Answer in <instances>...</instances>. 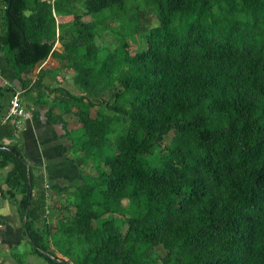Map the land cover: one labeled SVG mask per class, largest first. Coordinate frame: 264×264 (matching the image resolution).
<instances>
[{
	"label": "trees",
	"instance_id": "16d2710c",
	"mask_svg": "<svg viewBox=\"0 0 264 264\" xmlns=\"http://www.w3.org/2000/svg\"><path fill=\"white\" fill-rule=\"evenodd\" d=\"M148 3L151 13L129 0H0L4 63L21 97L58 93L45 118L61 125L78 168L34 195L21 147L0 143V167L9 164L0 194H22L23 234L49 264H264V0ZM108 19L118 25L112 50L96 39ZM50 57L55 67L44 65ZM65 63L78 94L43 83ZM36 66L33 81L23 77ZM27 97L46 103L40 91ZM66 113L78 127L67 128ZM50 190L74 208L52 241Z\"/></svg>",
	"mask_w": 264,
	"mask_h": 264
},
{
	"label": "crops",
	"instance_id": "0c3cea01",
	"mask_svg": "<svg viewBox=\"0 0 264 264\" xmlns=\"http://www.w3.org/2000/svg\"><path fill=\"white\" fill-rule=\"evenodd\" d=\"M2 58L0 56V80H10L9 82L13 84L14 88H21V82L14 77L13 71L5 65L4 58ZM52 62L56 61L50 57L45 61L44 65L55 67L58 64L56 62L55 66H51L50 63ZM36 69L37 66L30 73H24L23 77L29 78V75L33 72L36 74ZM21 101L24 105L23 97H21ZM39 104L36 103L30 107L28 106V115L21 129L10 131L9 127L5 126L6 123L3 132L0 134V143H16L21 147L23 157L30 165L35 179L33 187L34 195L37 190L42 189L46 184L49 185L48 183L50 182L62 185L67 180L71 181L75 179L78 174V168L68 159L72 156L69 153L71 143L65 141L59 135L62 133V129H60L61 125L48 122L45 114L49 106L45 107ZM54 113H60L59 108H55ZM71 116V113L63 115L68 129L79 126V124L76 126L70 124ZM8 169L9 164L0 167V186L5 191L7 189L5 175ZM21 196L22 194L19 192L16 193L15 198L9 197L8 194L6 196L0 194V264H49L43 255L31 250L29 242L25 239L20 221L21 213L17 205V201ZM54 209L48 208V216L52 215V210Z\"/></svg>",
	"mask_w": 264,
	"mask_h": 264
},
{
	"label": "rangeland",
	"instance_id": "374dc122",
	"mask_svg": "<svg viewBox=\"0 0 264 264\" xmlns=\"http://www.w3.org/2000/svg\"><path fill=\"white\" fill-rule=\"evenodd\" d=\"M129 4L131 6H133L135 9H144V8H146L147 10H149V13L152 12L149 9L150 5L148 3V0H129ZM133 10L134 9L129 8V12H132ZM83 19L88 20V19H90V16L89 15H84ZM57 20L59 21L60 19L57 18ZM155 24H157V20L154 18V19L151 20V25H155ZM117 26L118 25L115 23V21L113 19H108L107 20V25L105 27L101 28L100 34H98L96 36L97 42H98V44L100 46L107 47L110 50H112L116 46V44L118 42V38L115 35V32H114L115 29L114 28H116ZM135 38L139 39V41H141L143 43V37L141 35L140 36L139 35H135ZM127 40L129 41L130 51L133 53L136 50L137 45H136L135 41L133 40V38L130 35L127 36ZM55 46L58 49H62V46H61L59 41H57L55 43ZM0 56L3 57V54L0 53ZM55 64H56V62L50 63L51 66H55ZM58 69H59V71L54 76L47 75V76L44 77V79H43L44 85H49L50 87H56L58 85H62L65 88H70L72 90V92H74V93H77V94L80 93L81 87L75 80L74 72L70 71V66L65 63V64H62L61 67L58 68ZM36 70H38V69H36ZM35 77H36L35 72H33V73H31V75H29V79H31L32 81L35 79ZM9 81L0 80V89L2 91H4V90L6 91L9 88H10V90L14 89V87L12 86L13 84H11ZM21 87H23V86L21 85ZM38 91L41 92V96H43L45 101H46L45 104H39L40 106H45V107L49 106V107H51V105H53V101L56 99V97L58 95L57 92H51L48 88H46V86H40V87L34 88V89L30 90V92L28 94H26L24 92L23 101L25 102L24 107H25L26 110L29 111V107L31 105H33V104H36V103L31 102L30 99L27 97V95L35 97V96L38 95ZM8 95H9V97L7 96L5 99L3 98L4 99V103H6V104H5V107L2 106L0 108V117H2L4 115V113L6 112V110H7L9 99H10V93L9 92H8ZM96 108L97 107L91 108V114L92 115L95 114ZM106 111L108 113L109 112L111 113V111L108 110V109ZM66 114H68V113H66ZM71 117L72 118L70 119V124L72 126L78 125L79 123L76 120V116L74 114H72ZM14 131H17V130L14 129ZM171 135H172V133L168 134L169 137H171ZM67 151H69V150L67 149ZM69 153H72L71 152V148H70ZM88 164H90V167H88L86 169V171H88V173L94 174L95 170L92 167V164H93L92 163V158L89 159ZM48 196H49V198L52 196V198H50V199L48 198L47 199L48 200V208L49 209L52 208V204H53L54 200L60 206V208H55L54 210H52V215L47 216V220H48V223H49L48 226H50V228H51L50 229L51 230L50 231V241H52V239H53L52 237H55L53 233H54V231H56L57 224H58L57 221L59 219H61L63 216H65V215H69L70 217H72L74 215V208L72 207V205L70 203L68 204L66 202V198L67 197H66V195L64 193L58 194L55 191L53 193V190H50V191H48ZM122 203L125 204L126 203V199H122ZM50 214H51V212H50ZM117 217L123 218L122 215H120V214H117ZM125 229H126V225L123 224L121 226V230L125 231ZM51 246H53V245L51 244ZM153 251H154V254L156 256L161 257V256H163L165 254L166 250H165V248L162 245L157 244V245L154 246ZM57 255L58 256H62L58 252H57ZM63 257L65 259H69V256H67V255H63ZM70 263L71 264H75L73 262V260H70Z\"/></svg>",
	"mask_w": 264,
	"mask_h": 264
},
{
	"label": "built area",
	"instance_id": "2783aa9c",
	"mask_svg": "<svg viewBox=\"0 0 264 264\" xmlns=\"http://www.w3.org/2000/svg\"><path fill=\"white\" fill-rule=\"evenodd\" d=\"M39 67H37L38 69ZM22 88H14L10 92V99L6 112L0 117V134L2 127L9 121L13 122L14 129L19 130L23 126V122L28 115L27 110L21 101ZM47 185V184H46Z\"/></svg>",
	"mask_w": 264,
	"mask_h": 264
},
{
	"label": "water",
	"instance_id": "95a60500",
	"mask_svg": "<svg viewBox=\"0 0 264 264\" xmlns=\"http://www.w3.org/2000/svg\"><path fill=\"white\" fill-rule=\"evenodd\" d=\"M28 207H29V206H27V209H26L27 211H28ZM25 222H26V217L23 219V223H24V224H25Z\"/></svg>",
	"mask_w": 264,
	"mask_h": 264
}]
</instances>
